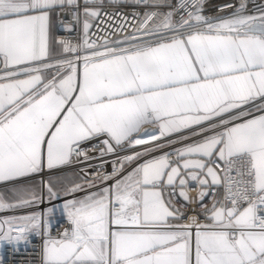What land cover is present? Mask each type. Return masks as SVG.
I'll list each match as a JSON object with an SVG mask.
<instances>
[{"label": "snow or ice", "instance_id": "snow-or-ice-1", "mask_svg": "<svg viewBox=\"0 0 264 264\" xmlns=\"http://www.w3.org/2000/svg\"><path fill=\"white\" fill-rule=\"evenodd\" d=\"M207 2L0 0V182L86 165L47 182L43 211L0 219V247L41 236L42 264H264V5ZM62 14L76 43L51 35ZM101 27L116 38L98 44ZM148 142L105 174L104 157ZM37 202L27 182L0 191V213ZM57 211L69 227L53 237Z\"/></svg>", "mask_w": 264, "mask_h": 264}, {"label": "built area", "instance_id": "built-area-1", "mask_svg": "<svg viewBox=\"0 0 264 264\" xmlns=\"http://www.w3.org/2000/svg\"><path fill=\"white\" fill-rule=\"evenodd\" d=\"M83 2V0H81ZM233 4L234 6L238 7L240 0H208V2L205 5V14L206 15H217V14H223V13H218L216 9L223 4ZM259 5H264V0H247V8L248 12L252 13V11ZM119 9L121 12H127L131 13L133 11L143 13L144 11H147L148 9L145 8L143 5H121L120 3L118 4H112L111 7H108V11H116ZM166 10V9H164ZM56 18V28H55V38L60 39V38H68L70 35L73 38L72 42L76 43L77 39L79 38V28L77 27L75 31L71 34L67 33L62 24L61 20L67 21L70 20L71 17L70 15H59L55 16ZM131 19V17H129ZM131 31V29H129ZM92 32L95 34L91 37L93 40H96L97 43H103L104 39H115L116 37L108 35L107 37L105 36V32L103 30V27H101L100 30H97L96 28L92 29ZM119 35H124V33H120ZM187 135V133H185ZM175 138V137H173ZM162 142V141H161ZM155 147V144L152 142H148L144 145H136L132 147H126L122 151H120L116 155H109L103 158V161H106L104 163V169L103 171L105 174H110L112 172V162L116 161L117 162V167H119V160L122 159L125 156L129 155H134L137 152H143L146 148L147 149H153ZM172 151V150H171ZM169 151V152H171ZM102 163L101 160H95L92 161L91 164L93 167L99 165ZM86 167L84 164H77L73 162L70 165H65L61 169H57V172L59 173H65L69 171H74L75 173H78L80 168ZM88 174L89 176L93 175V169L88 168ZM123 175V173H121ZM41 185H45L46 182V177L44 176H39L38 177ZM114 181H107L104 183L102 186H107ZM100 182H97L99 185ZM194 188L195 185H192ZM195 195V192L192 193ZM221 197L223 195V190H220ZM66 197H61V200L58 201V203H62L63 200ZM57 203V202H54ZM204 203L208 206H211V198H208L204 201ZM48 205L46 198H45V203L41 204L38 203L37 206V212L43 211ZM180 205H178L179 207ZM187 211V209H185ZM69 227L68 221L66 216H64L61 212L55 213V215L52 217V223H51V229H50V234L53 237H59L63 231ZM42 249H43V237L41 236H32L30 237V243L27 245H24L23 243L19 246L18 250H13V248L9 245H4L0 247V264H42Z\"/></svg>", "mask_w": 264, "mask_h": 264}, {"label": "crops", "instance_id": "crops-1", "mask_svg": "<svg viewBox=\"0 0 264 264\" xmlns=\"http://www.w3.org/2000/svg\"><path fill=\"white\" fill-rule=\"evenodd\" d=\"M106 5L108 3H112V0H105ZM120 3L121 5H132L133 0H115L114 4ZM113 4V5H114ZM55 28H56V18L55 16L52 17V28H51V35L55 38ZM202 137H192V139L185 140L182 143H176L171 145L170 147H165L161 149L160 151H151L149 155L143 156L140 160L133 161L129 164H126V170L123 172V175H126L128 172H130L134 167H136L138 164L143 163L144 160L151 159L152 157H158L163 154V152H169L173 150L174 148H180L183 147L184 144L186 143H192L194 140L201 139ZM39 176H44L46 177V182L45 185H41L40 181L38 180ZM65 179L67 180H78L77 173L74 171H69L65 173H59L57 172V169L49 170L47 167L43 169L42 172L35 174L34 176L30 177L25 181V178H21L17 182H0V191L7 192L9 188H11L13 183H20L23 184L27 182L28 184L32 185L37 191H39L41 188L44 189L45 192V198L47 199V194H46V186L47 182L49 180H52L53 182H58V181H64ZM93 190H98V189H93ZM84 193H77L76 196L80 197L83 196ZM221 195V194H220ZM61 197H64L63 194H61ZM73 197H66L65 199H71ZM37 206L38 202L31 207L28 208H21L18 209L15 213H0V219H4L10 215H23V214H28L31 212H37ZM59 212V211H57ZM56 212V213H57Z\"/></svg>", "mask_w": 264, "mask_h": 264}, {"label": "rangeland", "instance_id": "rangeland-1", "mask_svg": "<svg viewBox=\"0 0 264 264\" xmlns=\"http://www.w3.org/2000/svg\"><path fill=\"white\" fill-rule=\"evenodd\" d=\"M39 180V179H38ZM46 201H47V199H46ZM39 203V202H38Z\"/></svg>", "mask_w": 264, "mask_h": 264}]
</instances>
